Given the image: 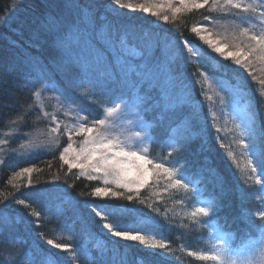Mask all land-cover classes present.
<instances>
[{"label": "trees", "instance_id": "trees-1", "mask_svg": "<svg viewBox=\"0 0 264 264\" xmlns=\"http://www.w3.org/2000/svg\"><path fill=\"white\" fill-rule=\"evenodd\" d=\"M11 2L0 0V16ZM113 3V0H26L17 6L14 18L0 32V130L12 133L7 147L14 149L28 134L42 131L44 120L41 122L32 92L48 86L45 77L53 75L52 60L61 69L55 74L57 80L68 72L85 86L94 88L92 102L73 92V98L94 113L101 109L99 101L119 96L128 100L131 93L119 83L115 58L108 55L107 37L114 35L117 40L123 37L128 45L125 55L141 66L147 64L154 76L155 87L149 90L145 84L140 89V94L146 96L141 114L154 138L152 158L174 160L207 199L215 198L213 218L229 230H243L250 224L249 217L257 215L263 207L256 200L259 191L256 173L250 169L246 174L242 171L251 155L258 171L264 164V99L259 95L258 83L261 79L215 53L191 32L193 26L205 28L237 20L220 11H208L209 5L177 14L174 23L172 14H168L170 22L165 23L150 14L121 15L112 9ZM67 8L74 9L75 14L67 15ZM205 17H210L211 22L205 21ZM156 19L159 21L154 25ZM237 26L242 28L240 23ZM182 39L189 42L191 53L186 51ZM98 51L105 60V65L99 67L94 59ZM104 66L113 74L111 80L100 75V67ZM185 100L189 103L185 104ZM240 106L246 109L244 116L247 113L252 124L247 138L249 149L242 148L243 156L237 145L241 137L232 131L223 132V128L229 129L230 115L240 112ZM60 139L58 146L44 143L36 154L16 156L10 152L0 164V259L5 264H27L29 258L38 264H46L45 259L50 258L56 264L66 261L88 264L87 254L95 255L101 250L107 251L103 254L107 264H206L189 255L205 252L209 246L203 219L200 218L199 224L193 222L192 199L187 200L182 190L165 191L163 177L159 185L141 190L139 199L144 204L138 200H112L110 204L123 207L102 221L96 212L110 204L87 195L101 186L95 185L97 180L77 179L79 171L64 168L59 151L63 139ZM27 167L34 168L32 182L43 184L41 188L25 191L9 183L16 172ZM57 176L59 179L54 180ZM25 177L15 180L24 185ZM104 187L125 191L113 184ZM19 200L29 207L19 204ZM93 204L100 206L93 208ZM33 211L40 213L38 226L33 223L35 217L29 215ZM67 222L73 225L77 241H88L87 248L59 252L48 247V239L65 243L60 229ZM105 223L120 225L116 230L131 231L139 230L144 223V233L150 234L149 238L167 241L171 252L164 255V250L138 241L111 238ZM96 236L100 238L97 244ZM13 237L20 239L19 246L12 244Z\"/></svg>", "mask_w": 264, "mask_h": 264}, {"label": "snow or ice", "instance_id": "snow-or-ice-1", "mask_svg": "<svg viewBox=\"0 0 264 264\" xmlns=\"http://www.w3.org/2000/svg\"><path fill=\"white\" fill-rule=\"evenodd\" d=\"M113 2L121 8H127L130 11H142L145 14L162 19L165 23L170 22L169 15H161V11L159 10L164 8L163 4L158 5V10L153 11V8L145 7L143 4L136 7L132 3H121V0H113ZM179 5L180 7H173L171 3L167 5V10L172 13V23L175 22L176 15L181 12L205 9L206 6L210 5L208 11H220L235 20L249 24L248 27L239 28L238 32L232 33V39L240 40L243 43V46L240 43L236 44L235 51H228L226 50L228 49L227 44H221L219 41L209 38L208 35H201L205 31L203 25L193 26L191 32L197 34L199 40L203 41L215 53H218L225 59H231L234 64L242 66L244 69L251 68L253 60L264 62V2L252 0L250 3H243L242 0H223V4H221V0H202V2L201 0H179ZM241 13L245 15L241 16ZM257 18H259V30H257ZM205 21L211 22V18L205 17ZM107 42L110 49L108 55L114 56L116 67H118L119 83L127 87L131 93L130 98L125 100L124 96H119L106 102L99 101L102 118L89 121L85 116L80 114L85 110L73 98V92L79 93L81 96L87 98L89 102H92V97L96 94L94 88L85 86L82 81L67 72L63 73V79L57 80L55 74L60 72L61 69L59 64L55 60H52L53 75L45 77L49 81L48 86L37 88L32 92L33 103L42 111L43 116H50L51 122L55 124V127H52L48 133V141L58 143L61 124L55 114L43 112L47 98L42 96V92L55 91L59 93L55 97L57 111L76 120L75 124L66 123L63 125L65 130L64 135L69 141H71L73 135L84 138L78 150H75L73 145L69 143L60 154V159L68 166L69 172L72 169H79L77 179L84 177L89 181L102 180L104 185L111 183L117 188L125 190L115 191L109 187H95L87 195L100 198L102 204H110L112 200H138L139 203L144 204L145 201L139 199L141 190L153 184L159 185L161 177H164L166 180L165 191H168L169 188L184 189L200 195L199 187L190 188L191 181L185 182L182 169L166 166L170 162L167 157L157 158L163 159L164 162H156V160L149 158L150 148L142 145L154 142V138L151 135L147 132H136L132 135L125 134L121 119L129 111H135L138 126L142 129L149 127V124L141 114L146 96L140 94V89L145 84L149 86V90L156 85L153 83L154 76L150 74L147 64L141 66L133 58L125 55L128 45L123 37L117 40L114 35H109ZM182 43L186 51L191 53L192 48L189 46V42L182 39ZM94 59L98 67L105 65L103 53L98 51ZM100 75L108 80H111L113 76L108 71L107 66L100 67ZM258 83L264 87V80H260ZM89 84H91V81H89ZM259 95L261 99H264V92H259ZM184 103L188 104L189 102L185 100ZM189 106L191 107L190 104ZM170 107L172 106L170 105ZM236 127L240 129L239 135L241 139L238 141L239 145L245 149H249V144L244 138L250 135L252 131L251 118L247 113H245L243 118V124H237ZM217 132H219V129H217ZM17 134L24 135L23 133ZM3 143H6V141L0 140V144ZM34 147L37 151L41 150L39 145H34ZM32 154L30 153L29 155ZM252 154L254 155L255 153L253 152ZM229 155L231 156V153ZM248 169L252 173H258V176H264V164L261 165L258 171L257 166L249 160L242 171H245L246 174ZM35 170L39 171V169ZM33 171V167L22 168L14 174L13 179H23L27 176L26 187L31 188L33 187ZM178 176L180 178H177ZM53 179L58 180L59 177L57 176ZM9 183L11 184L12 181L10 180ZM256 183L260 184L259 178L256 180ZM14 186L18 187V185ZM125 192L128 195H125ZM79 195L83 196L85 194L79 193ZM18 203L25 208L29 207L24 200H19ZM196 203H200V201L196 200ZM92 206L95 208L100 205L93 204ZM149 206L151 207V205ZM122 207L123 205L110 204L108 208L101 207V211L96 212V215L104 221L110 216L116 215ZM215 207V198H209L207 206L196 207L190 213L193 222L199 224L200 218H210L215 211ZM153 211L158 212L159 210L153 209ZM257 214L264 221V211H259ZM29 215L35 217L33 223L38 226L40 213L33 211ZM104 227L113 237L138 241L147 247L164 250L162 253L164 255H168L171 252L168 242L156 239L155 236L149 238L139 231L116 230L120 225H114L113 223H105ZM261 230L264 231V228ZM228 235L232 234L229 233ZM46 243L65 252L71 251V245L67 243H56L52 239H48ZM210 244L214 249V253L191 252L189 255L206 262V264H264V240H261L257 247L248 252L233 249L226 243L223 235L211 236ZM0 264H5V261L0 259Z\"/></svg>", "mask_w": 264, "mask_h": 264}, {"label": "rangeland", "instance_id": "rangeland-1", "mask_svg": "<svg viewBox=\"0 0 264 264\" xmlns=\"http://www.w3.org/2000/svg\"><path fill=\"white\" fill-rule=\"evenodd\" d=\"M25 1L26 0H12L10 6H8L5 9L3 15L0 16V32L2 31V29L6 25H8L10 20L12 18H14L15 14H16V12L18 10L17 6L20 5V4H23V2H25ZM201 2H202V0H201ZM242 2L243 3H250V2H252V0H242ZM261 2H264V0H261ZM126 3H132L136 7H138L140 4H143L145 7L153 8V11L158 10L157 6L163 4L164 8L159 9L161 11V15H163V14H172L170 11L167 10L168 3H171L173 7H180L179 0H129V2H126ZM221 3L223 4V0H221ZM113 4L114 5H111L112 9H114L115 11H117L121 15L125 14V13H129V14L137 13L138 15L145 14L142 11H130L127 8L119 7L115 3H113ZM74 11H75L74 9H71V8L68 9L67 8L66 14L67 15H73L76 12V11L75 12ZM181 13L184 14L185 12H181ZM240 15L243 16L245 14L241 13ZM157 21H159V20L156 19V21H153L154 25L158 23ZM239 23H240V25L242 27H247V26L244 25L245 23H242L240 20H237V22L236 21H231V20H230V22L229 21H227V22L221 21V22H218L217 24H215V26L205 27L204 28L205 31L202 32L201 35H208L209 38H211L213 40H217L221 44H227L228 45V49H226V50L235 51L236 50V48H235L236 44L240 43L241 46H243V43L240 40L232 39V33L233 32H238V29L240 28V27L237 26ZM256 24H257V30H259V27H260L259 18H257ZM248 26H249V24H248ZM246 71L249 73V75H252V77H254L255 79H257V77H258L259 79L264 80V62L253 60L251 68L246 69ZM260 89H261V92H264V87L260 86ZM42 96L47 98L45 100V106L43 108V112H49V113L55 114L57 116V120L61 124V129H60L59 136L63 139V144L61 145V149L59 151L62 152L63 148L66 147L69 143H71L73 145V148L75 150H78L81 147L82 141H83L84 138L82 136L73 135L71 141H69L66 138V136L64 135V131L65 130L63 128L64 124H66V123L75 124L76 120L71 118L70 116H65L62 112L57 111V107H56L57 102L55 100V97L58 96L57 94H52L50 92L45 91V92H42ZM40 112H41L40 116L42 117V119L40 117L41 122L44 120V126L42 125V127H43L42 131H38L37 130L36 132H34L35 134L34 133L28 134L27 137H25L24 139H22L20 141V144H19L20 146L17 145V147H15L14 149H9L7 147V145H8L7 142L10 139V135H12V133H10V132H4L3 133L0 130L1 131L0 132V140L6 141V143L0 144V164L3 161V158H5L10 152L14 153L16 156H18L19 154H23V155L25 154V156H28V154L31 153V152L33 154H36V153H38L40 151V150L37 151L36 148L34 147V145H39L40 148L45 146L44 143H47L48 145L49 144H56L55 146L59 145V142L61 141L60 137H59L58 143H51V142L48 141V133H49V131H50V129L52 127H55V124H53L51 122V117L50 116L49 117H45V116H43L41 110H40ZM80 114L85 116L86 119L89 120V121L93 120V119L102 118L101 114H99V115L91 114L90 115V114H86V112H82ZM240 116H241L240 114L235 115V118H234L235 119V123L233 122L232 125L229 123V129L223 128V132L225 134L228 133V131H230V132L232 131V132H234V134L235 133L238 134L237 130H239V129L236 127V125L237 124H241L242 125L243 124V118H244V116L243 117H240ZM81 122H83V121H81ZM121 123L123 124V128H124V131H125L126 135H132V134H134L136 132H142V133L147 132L149 135H151L148 128L147 129H142L140 126H138V119H137V115H136L135 111H129V112L125 113V115L121 119ZM244 138L247 140L248 136H246ZM122 139H123V137H122ZM148 145L149 144L146 143L145 145H142V146L148 147ZM237 145H239L238 141H237ZM239 147H240L239 148V154L243 156V152L241 150H243L245 148L243 146H241V145H239ZM30 149L32 151H28ZM136 150H139V149H136ZM42 151H43V153L47 152V148H44ZM70 155H71V153H70ZM61 162H62L64 168L67 169V171H69L68 170V166L66 164H64L62 160H61ZM156 162H164V161L163 160H159V161H156ZM166 166L171 167V163H168ZM72 170L79 171V169H72ZM25 178H26V182L24 183V185L17 183L18 182L17 180H13L11 184L13 186L14 185H18V187L14 186L17 189H20L21 187H23V190H25V191H33L36 188H41L42 185H43L42 184L40 186L38 184H33V187L28 188V187H26V185H27V176ZM162 179H163V177H161L160 181H162ZM109 184H111V183H109ZM95 185H98V186H101V187L105 186L103 184L102 180H97ZM165 185H166V183H164L162 185L163 189L165 188ZM50 187H55V185L54 184H50ZM113 187H115V185H113ZM199 201H200V203H198V207L206 206L205 205L206 202H205L204 199L200 198ZM1 209L2 208L0 207V210ZM105 230H107V229H105ZM108 235L111 238H116V237H113L112 235H110L109 233H108ZM213 235H215V236L223 235L224 236V240L226 241V243L229 244L232 247V243L225 238V235L223 233L218 232L217 229H215V231H213ZM48 247H51L52 249H56V248H54L51 245H48ZM57 250H59V252L64 251L62 249H57Z\"/></svg>", "mask_w": 264, "mask_h": 264}]
</instances>
